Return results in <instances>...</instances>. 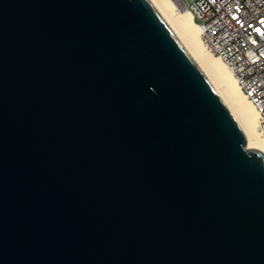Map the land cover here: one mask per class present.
Masks as SVG:
<instances>
[{"label": "water", "instance_id": "water-1", "mask_svg": "<svg viewBox=\"0 0 264 264\" xmlns=\"http://www.w3.org/2000/svg\"><path fill=\"white\" fill-rule=\"evenodd\" d=\"M153 0H0V264H264V150Z\"/></svg>", "mask_w": 264, "mask_h": 264}, {"label": "built area", "instance_id": "built-area-1", "mask_svg": "<svg viewBox=\"0 0 264 264\" xmlns=\"http://www.w3.org/2000/svg\"><path fill=\"white\" fill-rule=\"evenodd\" d=\"M177 1L192 13L207 48L234 69L264 136V0Z\"/></svg>", "mask_w": 264, "mask_h": 264}, {"label": "bare ground", "instance_id": "bare-ground-1", "mask_svg": "<svg viewBox=\"0 0 264 264\" xmlns=\"http://www.w3.org/2000/svg\"><path fill=\"white\" fill-rule=\"evenodd\" d=\"M153 1L182 38L241 125L247 136L246 147L254 145L264 150V136L259 129L258 112L243 92L234 69L207 48L192 13L183 10L177 0Z\"/></svg>", "mask_w": 264, "mask_h": 264}, {"label": "snow or ice", "instance_id": "snow-or-ice-1", "mask_svg": "<svg viewBox=\"0 0 264 264\" xmlns=\"http://www.w3.org/2000/svg\"><path fill=\"white\" fill-rule=\"evenodd\" d=\"M258 31H260V30L258 29Z\"/></svg>", "mask_w": 264, "mask_h": 264}]
</instances>
